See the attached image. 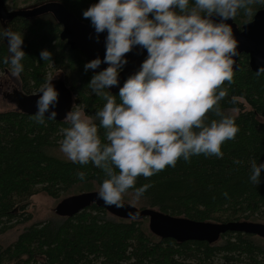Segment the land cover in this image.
<instances>
[{
  "label": "trees",
  "instance_id": "obj_1",
  "mask_svg": "<svg viewBox=\"0 0 264 264\" xmlns=\"http://www.w3.org/2000/svg\"><path fill=\"white\" fill-rule=\"evenodd\" d=\"M3 1L7 9H17L50 0ZM57 1L91 25L83 11L98 0ZM262 7L264 4L253 5L255 12ZM251 18L241 10L233 21L240 26ZM0 28L23 35L24 71L16 78L15 90L37 93L50 80V72H60L59 78L72 95V109L94 119L105 142V130L95 120L105 101L88 87L94 75L91 70L84 71L89 60L60 39L62 27L52 15L0 20ZM7 49V40H0V73H11V65L3 63L9 55ZM42 50L51 52V60L40 58ZM248 61V55L241 54L234 83L224 85L227 96L220 108L235 120L239 132L221 146L223 158L203 154L192 156L190 162L181 158L175 167L149 178L138 177L136 187H152L139 201H134V190H129L125 201L195 220L264 223V170L259 186L249 181L251 162L264 163V72L257 75ZM112 94L119 103L118 93ZM211 119L219 117L209 113ZM66 127L64 120L47 118L46 125L39 124L34 115L16 108L0 111V235L22 226L12 242L0 245V264H264V239L256 235L227 232L212 244L178 243L150 233L146 219L118 218L95 204L69 218L55 214L32 221L27 211L32 196L41 193L58 199L98 190L105 179L91 162L81 165L55 153ZM236 160L240 163H234ZM80 171L86 174L83 181L76 175Z\"/></svg>",
  "mask_w": 264,
  "mask_h": 264
},
{
  "label": "clouds",
  "instance_id": "obj_2",
  "mask_svg": "<svg viewBox=\"0 0 264 264\" xmlns=\"http://www.w3.org/2000/svg\"><path fill=\"white\" fill-rule=\"evenodd\" d=\"M257 3L264 4V0H98L83 11L97 41L99 34L107 32L103 60L97 57L84 65L86 73L101 63L108 65L88 83L105 101L95 113L105 130V142L94 119L81 110H70L63 118L69 127L63 129L60 151L74 163L91 162L102 170L105 179L97 198L106 206L124 208L129 190H134V201H139L152 185L136 187L137 178L175 167L181 158L185 162L201 154L223 158L221 146L239 132L235 120L220 108L227 96L225 83H234L233 57L238 55V41L226 21L234 20L241 10L252 17ZM5 39L9 55L3 63L11 65V75L18 79L26 55L23 35L0 28V40ZM134 46L148 55L119 87L118 103L109 89L119 86L126 54ZM51 55L42 50L40 58L51 60ZM262 72L264 67L257 75ZM58 96L51 83L40 90L34 114L37 123L46 125V118L56 119ZM209 113L219 119L209 121ZM250 167L249 181L259 186L264 163L253 160ZM76 175L85 180L84 172Z\"/></svg>",
  "mask_w": 264,
  "mask_h": 264
},
{
  "label": "water",
  "instance_id": "obj_3",
  "mask_svg": "<svg viewBox=\"0 0 264 264\" xmlns=\"http://www.w3.org/2000/svg\"><path fill=\"white\" fill-rule=\"evenodd\" d=\"M51 14L54 20L61 25L62 29L59 37L72 50L80 51L89 61L100 57L103 60L106 52L105 38L107 32L97 34L94 28L88 23L81 21L76 15L70 12L65 5L57 0H50L36 6L28 8L7 9L4 1L0 0V20L10 22L16 17L32 18L43 14ZM219 22L218 17L213 18ZM233 29V35L238 41V55L233 57V71L239 68V57L241 54L248 55L249 67L252 71L264 67V7L256 10L252 18L238 26L233 20H228ZM148 53L139 46H134L132 51L126 54L127 64L123 66L119 73V86L109 89L111 93H119V87H122L125 80L136 71L146 59ZM108 65L101 63L94 74L102 71ZM52 84L58 91V103L55 105L57 117L55 121H62L68 111L72 109V95L70 90L60 78L50 79L42 87ZM41 88V89H42ZM40 89V90H41ZM40 90L37 93L25 94L22 91L14 90L13 98L16 109L34 115L37 111L36 100ZM47 115V113H46ZM124 208L108 207L102 200L97 198V190L82 191L71 194L60 199L55 207V214L60 217H72L90 205L105 209L111 215L122 219H147V227L150 233L161 239H173L178 243L186 241H199L208 244L215 243L220 236L227 233H244L256 235L264 239V223L249 220H229L225 222L195 220L185 216H174L151 207L139 208L125 201ZM129 211L133 215H129ZM138 212V215L136 213Z\"/></svg>",
  "mask_w": 264,
  "mask_h": 264
},
{
  "label": "rangeland",
  "instance_id": "obj_4",
  "mask_svg": "<svg viewBox=\"0 0 264 264\" xmlns=\"http://www.w3.org/2000/svg\"><path fill=\"white\" fill-rule=\"evenodd\" d=\"M59 77H61L60 72L54 71L49 73L50 79ZM15 89H17L16 78L13 77L9 72L0 73V111L12 110L16 108L15 100L13 98L12 93ZM76 110L78 109H71V111ZM55 153L67 159L60 150L55 151ZM60 199L62 198L55 199L41 193L32 196L30 199V203L27 207V211L30 212L33 216L32 221L46 220L53 217L55 215V207L60 201ZM21 228L22 226H14L6 233L0 235V245H6L12 242L16 238Z\"/></svg>",
  "mask_w": 264,
  "mask_h": 264
},
{
  "label": "flooded vegetation",
  "instance_id": "obj_5",
  "mask_svg": "<svg viewBox=\"0 0 264 264\" xmlns=\"http://www.w3.org/2000/svg\"><path fill=\"white\" fill-rule=\"evenodd\" d=\"M90 25V24H89Z\"/></svg>",
  "mask_w": 264,
  "mask_h": 264
}]
</instances>
